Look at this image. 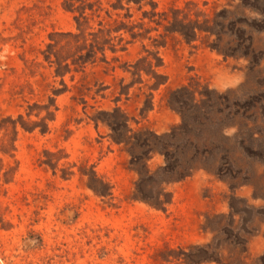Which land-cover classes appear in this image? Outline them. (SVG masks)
<instances>
[{
	"label": "rangeland",
	"instance_id": "rangeland-1",
	"mask_svg": "<svg viewBox=\"0 0 264 264\" xmlns=\"http://www.w3.org/2000/svg\"><path fill=\"white\" fill-rule=\"evenodd\" d=\"M0 56V264H264V0H0ZM114 108L192 165L162 206Z\"/></svg>",
	"mask_w": 264,
	"mask_h": 264
},
{
	"label": "trees",
	"instance_id": "trees-1",
	"mask_svg": "<svg viewBox=\"0 0 264 264\" xmlns=\"http://www.w3.org/2000/svg\"><path fill=\"white\" fill-rule=\"evenodd\" d=\"M132 1L136 2L138 0ZM118 111V108H114L108 113L110 115L109 119L100 120L109 127V137L112 141L125 146L130 154L128 162L137 174L131 198L142 199L154 207L162 206L163 203L165 204L169 200V193L163 190L164 184L189 174L192 165L182 164L183 152L177 153L174 148L172 151H168V146H174L171 142L167 143L166 140H163L161 144L157 145L151 141V139L160 140L163 136L155 135L146 130H131L127 125V117L122 115L123 113L119 114L117 118L114 116ZM97 118V116H92L95 124ZM154 150L163 154V164L150 171L145 159ZM144 184H148L150 189L148 195L142 192L141 187Z\"/></svg>",
	"mask_w": 264,
	"mask_h": 264
},
{
	"label": "clouds",
	"instance_id": "clouds-1",
	"mask_svg": "<svg viewBox=\"0 0 264 264\" xmlns=\"http://www.w3.org/2000/svg\"><path fill=\"white\" fill-rule=\"evenodd\" d=\"M0 59H3V57L0 56ZM240 64H241V66H244L247 64V61L242 59L240 61ZM244 79H245L244 73L243 72L238 73L237 75H234L232 78H230L227 82H224V83L219 82L218 86L214 90L218 94H221V95L226 93L228 91V89L236 90L237 86L244 82ZM236 130L237 129L233 127L230 130H227L226 134L231 135L232 133L236 132Z\"/></svg>",
	"mask_w": 264,
	"mask_h": 264
}]
</instances>
